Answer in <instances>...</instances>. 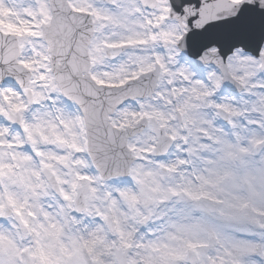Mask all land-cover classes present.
<instances>
[{"label": "snow or ice", "instance_id": "6c2138e0", "mask_svg": "<svg viewBox=\"0 0 264 264\" xmlns=\"http://www.w3.org/2000/svg\"><path fill=\"white\" fill-rule=\"evenodd\" d=\"M0 264H264V0H0Z\"/></svg>", "mask_w": 264, "mask_h": 264}]
</instances>
